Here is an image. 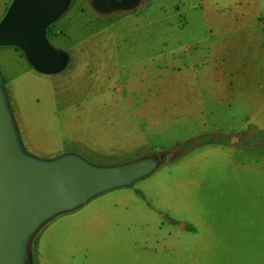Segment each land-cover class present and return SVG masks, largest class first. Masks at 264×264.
Returning <instances> with one entry per match:
<instances>
[{
	"label": "rangeland",
	"instance_id": "1",
	"mask_svg": "<svg viewBox=\"0 0 264 264\" xmlns=\"http://www.w3.org/2000/svg\"><path fill=\"white\" fill-rule=\"evenodd\" d=\"M90 1L76 0L72 9L83 10L94 31L127 14L98 13ZM142 4L143 0L138 11ZM52 25L62 34L47 41L51 48L81 41L80 35L64 33L66 21ZM63 70L39 71L23 52L18 55L12 47L0 45V157L7 169L50 172L76 159L88 171L138 167L144 174L125 176L29 214L4 237L1 264H264V163L250 160L264 155L263 133L240 134L236 150L248 158L216 164L189 193L191 208L185 213L195 220L192 223L186 214L160 211L145 187L188 153L183 149L190 141L222 139L230 121L202 128L192 140L185 132L158 136L145 128L147 144L139 149L96 155L77 141L82 134H67L65 125L62 128L59 97H54L62 88L53 86L51 78L60 76V81ZM163 152L173 154L165 165L158 156ZM115 218L116 233L111 230Z\"/></svg>",
	"mask_w": 264,
	"mask_h": 264
},
{
	"label": "crops",
	"instance_id": "2",
	"mask_svg": "<svg viewBox=\"0 0 264 264\" xmlns=\"http://www.w3.org/2000/svg\"><path fill=\"white\" fill-rule=\"evenodd\" d=\"M75 2L67 0L53 23L66 21L64 33L82 38L56 49L64 77L51 83L62 88L54 94L62 128L82 134L77 141L90 153L135 151L147 144L145 128L192 140L230 121L222 139L181 155L145 187L160 211L186 214L189 193L216 164L248 158L238 156L240 134H264V0H143L141 11H118L127 14L95 31ZM13 3L0 0V24ZM53 23L46 41L62 34ZM253 158L264 163L263 154Z\"/></svg>",
	"mask_w": 264,
	"mask_h": 264
},
{
	"label": "water",
	"instance_id": "3",
	"mask_svg": "<svg viewBox=\"0 0 264 264\" xmlns=\"http://www.w3.org/2000/svg\"><path fill=\"white\" fill-rule=\"evenodd\" d=\"M67 0H14L0 24V45L19 48L37 70L53 72L63 56L51 48L45 29L63 10ZM140 0H91L95 11L107 14L137 9ZM171 152L158 154L163 165ZM132 168L116 172L88 171L65 162L50 172L10 171L0 157V251L4 237L29 214L56 202H69L102 186L129 176ZM1 264V263H0Z\"/></svg>",
	"mask_w": 264,
	"mask_h": 264
},
{
	"label": "trees",
	"instance_id": "4",
	"mask_svg": "<svg viewBox=\"0 0 264 264\" xmlns=\"http://www.w3.org/2000/svg\"><path fill=\"white\" fill-rule=\"evenodd\" d=\"M49 26L46 27L45 29V35L47 36V34H49ZM212 143V140L210 138H202V139H198L196 141H191L189 143L186 144V146H184L185 148L183 150L187 151V152H190L191 150L195 149V148H198V147H201V146H204V145H208V144H211ZM181 155H179L180 157ZM134 170V172L131 174L132 176H137V175H143L144 172H142L141 170L138 169V167H134L132 168ZM141 171V173L139 172Z\"/></svg>",
	"mask_w": 264,
	"mask_h": 264
}]
</instances>
